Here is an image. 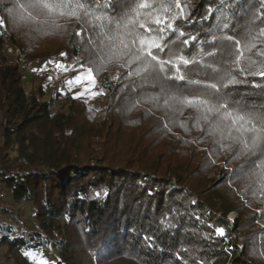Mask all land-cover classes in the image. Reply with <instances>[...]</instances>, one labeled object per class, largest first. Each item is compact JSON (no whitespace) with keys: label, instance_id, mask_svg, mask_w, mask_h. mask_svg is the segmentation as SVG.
Instances as JSON below:
<instances>
[{"label":"trees","instance_id":"obj_1","mask_svg":"<svg viewBox=\"0 0 264 264\" xmlns=\"http://www.w3.org/2000/svg\"><path fill=\"white\" fill-rule=\"evenodd\" d=\"M179 2L186 19L175 23L184 36L169 34L165 43H174L158 56L193 61L178 65L187 80L214 83V68L223 72L231 47L221 37L243 48L249 29H264V0ZM35 3L66 6L19 7ZM153 3L174 8L176 0ZM132 5L0 0L6 23L0 26V247L22 264L44 251L52 256L44 264H264L261 169L203 134L192 108L166 103L161 84L180 94L191 87L186 81H165L163 74L129 78L122 61L98 54L107 32L100 25ZM25 33L51 45L74 73L91 69L107 104L98 109L59 87L46 96L42 82L28 87L30 76L7 48L18 45L28 56L51 49L40 50ZM190 37L195 40L185 46ZM255 42L253 55L264 49V37ZM173 71L167 68L168 75ZM237 79L231 98L264 110V77Z\"/></svg>","mask_w":264,"mask_h":264},{"label":"snow or ice","instance_id":"obj_2","mask_svg":"<svg viewBox=\"0 0 264 264\" xmlns=\"http://www.w3.org/2000/svg\"><path fill=\"white\" fill-rule=\"evenodd\" d=\"M64 4L35 3L20 5L21 8L42 7L49 11H54L65 7ZM71 7V5H67ZM83 7V5H77ZM184 6L176 0L174 8L170 5L154 4L153 0H133V5L118 20L105 18V22L100 25L106 37L102 40L99 48V55H107L122 61L121 67L127 66L130 71L126 75L145 78L154 74H163L162 80L186 81L191 87L185 93L177 94L161 84V92L168 95V101L179 105L181 108L190 107L197 113L196 127L222 149H235L234 155L248 157V162L254 168L261 169V176L264 177V110L250 109L247 106L231 98V89L241 81L237 76H260L264 77V49H257L255 54H251L257 48L255 41L264 37V29L253 32L249 29L251 39L241 47V41L232 37H221L231 43V47L226 50L228 61L223 72L214 68L216 79L214 83L206 84L202 81L187 80L181 73L179 64L185 66L193 63L183 55L173 59H160L158 53L174 41H168L167 37L171 33H176L177 37H183L182 31L177 32L176 21L186 19L183 11ZM163 11V15L160 12ZM8 13L13 20L16 15L12 8ZM87 15V12L85 13ZM97 20L102 19L97 17ZM0 26H6L5 19L0 17ZM143 30V31H141ZM190 40L194 37L185 38L182 43L189 46ZM171 52V49H169ZM66 55L65 53L61 54ZM215 55V53H208ZM260 57L261 59L254 58ZM210 66V65H209ZM57 67H64L57 65ZM174 68L173 74L168 75L167 68ZM88 79L84 81L90 87L85 88V92L92 95L102 94L94 91L96 81L92 76L91 69L88 70ZM83 80L82 76L77 77V81ZM234 111L230 112L229 108ZM243 113V114H241ZM230 121V123H226ZM233 130L237 135L233 134ZM255 157V159H253ZM243 171V169H242ZM256 175L255 171L248 173L243 179H248ZM219 234H223V229H216ZM41 264H44L41 261Z\"/></svg>","mask_w":264,"mask_h":264},{"label":"rangeland","instance_id":"obj_3","mask_svg":"<svg viewBox=\"0 0 264 264\" xmlns=\"http://www.w3.org/2000/svg\"><path fill=\"white\" fill-rule=\"evenodd\" d=\"M24 38L28 41H34L33 43H38L41 46L40 50L49 51L51 53L40 54L39 52L36 55L28 56L24 54L18 45H10L7 48L10 59L14 61H18L19 58H27L30 60H34L36 63V73L29 77L31 81L28 82V87H32L35 84L42 82L45 85L46 96H50V94L56 89L60 88L63 92H68L76 99H84L88 102L89 105L97 107L98 109L102 108L107 104L106 95L100 90V88L96 84V88L94 89L97 95H92L88 92H85L86 87H90L84 81H86L89 77L87 75L89 69L79 70L78 73L75 72V67L67 66L61 63V59L54 55L53 47L51 45H47L38 41L34 34L25 33ZM24 35V34H23ZM50 46V47H49ZM38 49V48H37ZM36 49V50H37ZM44 52V51H43ZM57 65H62L64 67H56ZM69 67V68H68ZM57 73H61V77H58V82L54 83L52 79V75ZM82 76L83 80L77 81V77ZM93 76V73H92ZM95 78V77H94ZM96 81V78H95ZM29 89V88H28ZM63 96L59 98L58 101H62ZM1 197V196H0ZM28 211H30V206L26 205ZM231 218H235L238 216L236 211H231L229 213ZM51 255L47 254V251L34 255L33 259H31L28 264H41V261L45 262L48 259H51ZM0 264H22L17 262L14 255L7 251L6 247H0Z\"/></svg>","mask_w":264,"mask_h":264},{"label":"built area","instance_id":"obj_4","mask_svg":"<svg viewBox=\"0 0 264 264\" xmlns=\"http://www.w3.org/2000/svg\"><path fill=\"white\" fill-rule=\"evenodd\" d=\"M18 61L28 76H32L36 73V65H35L36 63H34L35 62L34 60H30L27 58H19ZM61 75H62L61 73L52 75L53 82L54 83L58 82V77H61ZM0 196L2 197L4 196V194L0 193Z\"/></svg>","mask_w":264,"mask_h":264}]
</instances>
